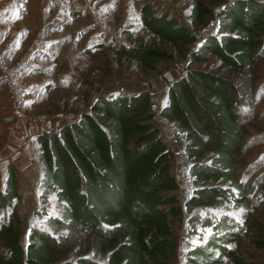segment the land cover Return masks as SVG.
Wrapping results in <instances>:
<instances>
[{
  "label": "trees",
  "instance_id": "16d2710c",
  "mask_svg": "<svg viewBox=\"0 0 264 264\" xmlns=\"http://www.w3.org/2000/svg\"><path fill=\"white\" fill-rule=\"evenodd\" d=\"M221 3L217 33L198 34L213 12L199 0L189 13L193 27L145 3L142 24L154 40L103 45L144 71L156 70L161 60L190 58L168 82L162 112L185 136L193 197L180 196L174 154L152 121L148 91H113L75 119L34 134L43 168L40 196L53 193L60 203L47 221L67 234L51 235L36 224L22 227L13 206L20 197L19 171L6 165L0 209L11 211L0 223V264H100L90 253L105 255L107 264H176L179 254L187 264H221L225 256L234 257L228 245L241 239L246 224L229 206L250 202L236 159L246 150L250 119L244 107L247 71L264 56V0ZM85 16L91 17L89 9L72 11L73 19ZM61 19L65 26L68 20ZM212 55L223 68L192 66ZM193 207L200 211L189 214L180 239L175 223Z\"/></svg>",
  "mask_w": 264,
  "mask_h": 264
},
{
  "label": "rangeland",
  "instance_id": "374dc122",
  "mask_svg": "<svg viewBox=\"0 0 264 264\" xmlns=\"http://www.w3.org/2000/svg\"><path fill=\"white\" fill-rule=\"evenodd\" d=\"M195 1L90 0L89 3L101 6L103 16L114 29L113 32H101L93 23L92 17L88 16L68 22L65 26L64 23H59L60 26L58 25L56 29L52 26L46 28V32L53 36L54 42L52 44L43 42V46L24 62L20 72L21 78L26 79L24 81L31 97L28 98L24 110L29 115H53L59 112L79 115L82 111L89 110L88 107L92 106L100 96L118 90L123 92L142 90L143 82L147 80L157 87L160 95L166 96L165 90L168 84L166 73L174 76V72L177 71V75L178 72L181 74L190 58L161 60L157 63L156 70L144 71L133 61H127L122 56L114 54L112 47L103 45L118 46L121 43L132 44L154 40L155 36L142 24L141 8L145 3L153 5L156 10L166 9L182 23L193 27L189 13ZM199 1L212 8L213 12L205 17L206 22H202V25L196 29L198 32L211 20L221 22L220 9L223 7L221 2L230 0ZM117 28L121 29L117 31ZM29 45L26 44L25 51ZM23 50L20 52H23L21 56L25 52ZM21 56L11 60L16 61ZM217 60L218 58L212 55L209 59L193 62L192 66L216 71L224 67V64ZM247 72L250 77L249 83H245L248 89L244 95L248 102L244 107L245 111H249L250 119L244 128L246 150L236 161L239 165L237 172L249 186L250 202L247 205L229 206L230 214L241 222L244 220L246 229L237 243L228 245L234 257L225 256L221 264H264V243H262L264 242V56L259 58ZM14 123L7 91L0 81V148L7 144ZM36 150L37 158L38 147ZM18 177L21 181L18 183L20 197L13 200V206L19 213L22 227L36 224L46 228L45 230L51 235L67 234L65 228L52 227L47 221L49 215L59 212L60 209V203L55 195L52 193L44 200L39 193L40 182H35L37 180L33 177L31 179L25 176L23 178L22 175ZM193 185L195 188L194 182ZM10 211V208L0 209V223L6 221ZM199 211V207L185 209L181 220L175 223L180 239L186 234L189 214H196ZM191 238L192 236L188 235L189 241L198 240V236ZM89 256L100 264H107L105 255L90 253ZM176 261V264H187L186 258L181 254Z\"/></svg>",
  "mask_w": 264,
  "mask_h": 264
},
{
  "label": "crops",
  "instance_id": "0c3cea01",
  "mask_svg": "<svg viewBox=\"0 0 264 264\" xmlns=\"http://www.w3.org/2000/svg\"><path fill=\"white\" fill-rule=\"evenodd\" d=\"M89 2L90 0H74V9ZM74 9L69 11L53 10L50 7L49 0H0V44L9 48L10 59L21 56L23 52H20L23 49L25 51L27 43L30 44L37 40L40 43L39 48L43 46V42L52 44L54 42L52 39L54 38L51 33L46 32V28L55 26L59 23L57 22L58 20H62L61 18L68 20V22L78 20L79 18H72ZM28 38L29 40H27ZM24 42L27 43L25 44ZM41 51L45 50L41 49ZM179 74L178 72L177 75V71L174 72V76L166 73L167 83L179 76ZM24 80L26 79L22 77L26 105L30 94H28L29 90ZM58 123V121L53 119L38 123H31L28 120L15 121L10 129L7 144L0 148V162L3 163L0 167V182L2 184L6 181V165L9 164H12L23 178L31 179L33 177L34 180H37L35 182H40L43 168L35 157L38 145L34 139V134L56 126ZM32 147L34 153L32 152ZM19 182L21 181L17 177V183Z\"/></svg>",
  "mask_w": 264,
  "mask_h": 264
},
{
  "label": "built area",
  "instance_id": "2783aa9c",
  "mask_svg": "<svg viewBox=\"0 0 264 264\" xmlns=\"http://www.w3.org/2000/svg\"><path fill=\"white\" fill-rule=\"evenodd\" d=\"M50 7L56 11H69L74 9V0H49ZM82 9H89L93 23L100 30L111 33L114 29L106 21L102 13L101 6L91 3L82 5ZM221 23L217 20H211L207 26H204L198 32L201 37L208 35L211 32H218ZM121 28H117L119 31ZM40 46L39 41H33L28 46L24 54L16 61L10 62L7 55V47L0 44V81L5 86L10 108L15 121L28 120L31 123L43 122L47 119H53L60 123L75 119L78 115L69 113H54L53 115H29L24 110L25 96L24 86L21 78V69L26 60H29L31 54ZM143 88V89H142ZM142 90L148 91L150 99V110L152 112V121L161 129L168 144L174 154V175L183 200L190 199L194 195V185L190 170V155L185 146V136L177 123L166 116L163 112L164 95H160L156 86H153L150 81H144ZM3 165L0 162V167Z\"/></svg>",
  "mask_w": 264,
  "mask_h": 264
}]
</instances>
